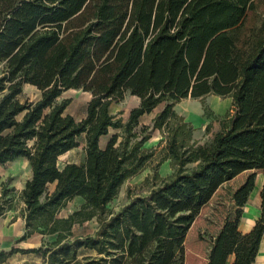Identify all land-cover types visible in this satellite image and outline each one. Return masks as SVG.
Returning <instances> with one entry per match:
<instances>
[{"label": "trees", "instance_id": "1", "mask_svg": "<svg viewBox=\"0 0 264 264\" xmlns=\"http://www.w3.org/2000/svg\"><path fill=\"white\" fill-rule=\"evenodd\" d=\"M251 1L0 0V165L23 156L30 166L19 193V239L54 234L10 252H40L51 264H185L186 232L215 190L243 170L260 168L264 176V14L256 28L236 34ZM23 83L40 96L21 100ZM71 87L91 92L81 119L64 112L69 98L57 101ZM211 90L231 96L232 112L201 141L173 105ZM126 91L140 101L122 120L109 104ZM161 101L151 123L139 126ZM109 127L118 130L100 146ZM154 129L161 138L146 146ZM81 133L84 160L59 166ZM164 160L171 170L161 175ZM145 167L140 189L128 187L127 201L110 208L123 182ZM254 175L233 191L236 207L205 264H252L264 230V180L260 215L247 232L237 225ZM6 185L0 178V215L11 207L13 186ZM76 195L79 206L59 216ZM93 217L92 233H73ZM79 247L94 254L78 258ZM6 257L1 249L0 262Z\"/></svg>", "mask_w": 264, "mask_h": 264}, {"label": "rangeland", "instance_id": "2", "mask_svg": "<svg viewBox=\"0 0 264 264\" xmlns=\"http://www.w3.org/2000/svg\"><path fill=\"white\" fill-rule=\"evenodd\" d=\"M264 14V0H252L243 16L241 22L238 25L236 34L242 37L247 34L249 29L257 27ZM2 71V64L0 63V73ZM41 91L30 83H23L21 87V100H34L40 96ZM91 97V92L83 90L82 88H67L64 89L57 97V101L64 98H69V101L65 107L64 112L70 113L75 119H81L86 115L87 103ZM140 97L136 94H131L126 91L121 98L111 100L109 104V111L118 113L122 117V120L127 118L129 110L137 103H139ZM164 101L158 103L150 112H146L139 117V126L142 124H150L151 117L155 111L160 110ZM173 108L184 116L186 120H189L195 127L193 136L198 137L203 141L207 139L212 131H215L220 126V120L224 118L228 113L232 112L231 96L227 94L216 93L211 90L205 94L202 98L200 96H191L188 93L186 96L180 98L173 105ZM210 124L208 132L205 131V124ZM118 129L109 127L108 132L102 137L107 139L114 131ZM149 141L145 142L146 146L157 145L161 134L158 129L150 130ZM79 144L58 157V165H63L66 161H82L85 155V136L81 133L78 136ZM102 145V141H100ZM157 146V149L160 147ZM167 160H164L158 166V172L161 175H165L170 172L171 168L167 165ZM150 170L149 167H145L140 172L126 179L121 185L117 195L109 202L108 206L113 210L119 209V207L127 201L126 189L129 187L131 191H138L139 183ZM255 173V177L262 171L260 168L243 170L233 176L232 178L224 181L218 189H216L212 196L210 208L203 215V219L198 225L192 224L186 232L184 240L185 251V264H203L205 257H207L209 247L208 239L209 234L205 231L203 222L210 221V213H220L221 207L225 205L228 209L231 203V197L235 187L244 180L251 172ZM0 178L1 180L7 179L6 187L11 188L6 192V196H12L11 207L5 210L7 215L14 214L15 216L22 217L24 203L20 198V189L24 186L25 180L30 176V166L27 159L23 156L14 158L0 165ZM1 190V189H0ZM233 199V198H232ZM81 197L76 195L60 207L58 211L59 216H66L69 212L79 206ZM234 201V200H233ZM218 210V211H217ZM232 212V210H231ZM8 217V216H7ZM21 220V219H20ZM97 225L95 217L84 221L81 224L75 223L72 227L75 235H81L86 233H92ZM54 238V234L33 233L22 241V247H36L40 244H45ZM71 238V237H70ZM45 246V245H44ZM85 254H94L93 250L79 247L77 249V257L80 258ZM3 264H51L47 259H44L40 252H22L18 251L8 257Z\"/></svg>", "mask_w": 264, "mask_h": 264}, {"label": "crops", "instance_id": "3", "mask_svg": "<svg viewBox=\"0 0 264 264\" xmlns=\"http://www.w3.org/2000/svg\"><path fill=\"white\" fill-rule=\"evenodd\" d=\"M135 105H137V103ZM156 112L157 111H155V113ZM154 114L152 115V117L154 116ZM104 135L105 134H103L99 137V141H98L99 145H100V141H102V145H100V146H104L105 143L107 142L108 138H109L108 137L107 139L102 140V137ZM197 139H198V137H197ZM147 141H149V140H147ZM167 165H168V162H167ZM263 180H264V176H263V173L261 171V172H259L257 177H255L254 186H253L252 190L250 191L246 202L240 207L241 208V215L239 217L237 227L241 232L249 231L252 228V226L254 225L255 220L260 215V204H261L260 190H261V187L263 184ZM243 181L244 180H242L240 183H242ZM236 187H235V189H236ZM214 193H213V195H214ZM212 196L207 202H205L201 206L199 213L196 215L192 224L198 225V223L201 222V220L203 219V215L210 208ZM223 206L224 207H221L222 211H220V213L215 214V212H212L213 215L210 213L209 216L213 222H210L208 220L203 222V225L205 227V231H207V233L210 236V239H208V247L209 248L212 245V238H214V236L220 230V228H221V226L225 220L226 215L236 207L232 197H231V203H230L229 209L225 205H223ZM23 232H24L23 216L22 217L15 216L14 214L7 215L6 211L2 215H0V250L3 249L7 253V257L5 258V260L1 261L0 264H3L8 259V257L10 255L18 252V251L10 252L11 247H22V241L23 240L19 239V237L21 236V234ZM229 259L230 260L232 259V255L229 257ZM206 261H207V257H205L203 264H205ZM252 264H264V230H263L261 238L259 240L257 252L255 254V257H254Z\"/></svg>", "mask_w": 264, "mask_h": 264}]
</instances>
